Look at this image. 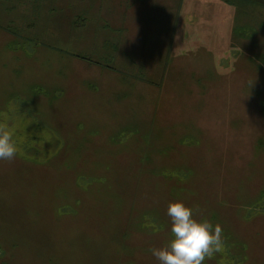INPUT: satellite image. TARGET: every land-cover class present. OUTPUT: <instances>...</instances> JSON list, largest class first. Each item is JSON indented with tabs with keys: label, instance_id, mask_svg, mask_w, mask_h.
I'll return each instance as SVG.
<instances>
[{
	"label": "rangeland",
	"instance_id": "rangeland-1",
	"mask_svg": "<svg viewBox=\"0 0 264 264\" xmlns=\"http://www.w3.org/2000/svg\"><path fill=\"white\" fill-rule=\"evenodd\" d=\"M0 264H160L169 203L264 264V5L0 0Z\"/></svg>",
	"mask_w": 264,
	"mask_h": 264
},
{
	"label": "clouds",
	"instance_id": "clouds-1",
	"mask_svg": "<svg viewBox=\"0 0 264 264\" xmlns=\"http://www.w3.org/2000/svg\"><path fill=\"white\" fill-rule=\"evenodd\" d=\"M18 147L7 124L0 123V161L12 162ZM198 208L183 202L169 203L167 215L171 221L172 239L163 248L150 251L160 264H203L224 247L223 228L205 220H198Z\"/></svg>",
	"mask_w": 264,
	"mask_h": 264
},
{
	"label": "water",
	"instance_id": "water-1",
	"mask_svg": "<svg viewBox=\"0 0 264 264\" xmlns=\"http://www.w3.org/2000/svg\"><path fill=\"white\" fill-rule=\"evenodd\" d=\"M253 1L258 2V3H261V4L264 5V0H253Z\"/></svg>",
	"mask_w": 264,
	"mask_h": 264
}]
</instances>
